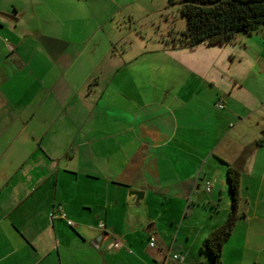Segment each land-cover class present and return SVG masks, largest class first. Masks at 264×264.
Instances as JSON below:
<instances>
[{"label":"crops","instance_id":"obj_1","mask_svg":"<svg viewBox=\"0 0 264 264\" xmlns=\"http://www.w3.org/2000/svg\"><path fill=\"white\" fill-rule=\"evenodd\" d=\"M2 11L0 264L207 263L202 243L232 209L230 166L240 218L223 264H243L264 235V61L231 66L215 51L226 43L139 73L134 57L97 58L37 23L34 3Z\"/></svg>","mask_w":264,"mask_h":264},{"label":"rangeland","instance_id":"obj_2","mask_svg":"<svg viewBox=\"0 0 264 264\" xmlns=\"http://www.w3.org/2000/svg\"><path fill=\"white\" fill-rule=\"evenodd\" d=\"M14 1L19 7L34 3L39 11L34 21L43 25L48 21L52 29L65 28L67 36L84 42L82 46L87 54L96 49L97 58L134 57L131 65L139 73H151L158 67L168 75L176 62L173 54L186 59L194 54H207L212 47L206 42L203 47L208 49L184 45L182 34L187 21L180 4H172L171 0H0V14ZM227 44L223 50L215 51L224 56L230 54L227 62L240 69L243 67L240 64L244 63L245 67L247 63H255L260 73L259 63L264 61V28L251 36L239 34ZM256 85V80L247 81L248 87ZM250 246L243 264H264V235L252 236ZM206 257L209 262L202 264H212L211 257L208 254Z\"/></svg>","mask_w":264,"mask_h":264},{"label":"trees","instance_id":"obj_3","mask_svg":"<svg viewBox=\"0 0 264 264\" xmlns=\"http://www.w3.org/2000/svg\"><path fill=\"white\" fill-rule=\"evenodd\" d=\"M171 3H179L186 18L187 28L182 34L186 46L196 47L204 42L226 44L238 34H253L264 28V0H171ZM227 176L232 195L231 212L222 225L208 234L201 246V251L211 257L212 264H223L224 245L240 218L241 175L230 166Z\"/></svg>","mask_w":264,"mask_h":264},{"label":"built area","instance_id":"obj_4","mask_svg":"<svg viewBox=\"0 0 264 264\" xmlns=\"http://www.w3.org/2000/svg\"><path fill=\"white\" fill-rule=\"evenodd\" d=\"M8 47H9V49H10L11 51H14V50H15V48H14L13 45H8ZM218 106H219V107H223L222 102H220V103L218 104ZM206 187H207V190L210 191V189H211V183H210V182H207ZM56 212H57V214H58L60 217L66 219V220L68 221V224H69L70 226H73V225H74V223H73L71 220H69V219L67 218L66 211H65V209H64V207H63L62 205H58V206H57V208H56ZM150 244H151V246H154V245H155V238H151V243H150ZM121 246H122V243H121L120 241H116V242H115V247H116L117 249L120 248ZM173 258H174L175 260H178V259H179V257L176 256V255H174Z\"/></svg>","mask_w":264,"mask_h":264},{"label":"water","instance_id":"obj_5","mask_svg":"<svg viewBox=\"0 0 264 264\" xmlns=\"http://www.w3.org/2000/svg\"><path fill=\"white\" fill-rule=\"evenodd\" d=\"M130 193H131V195H138V196L142 195V197H143V194H144L143 192H140V191H131ZM133 207L134 208L140 207V204H133Z\"/></svg>","mask_w":264,"mask_h":264}]
</instances>
